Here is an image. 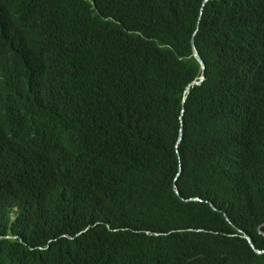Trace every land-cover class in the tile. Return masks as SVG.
Returning <instances> with one entry per match:
<instances>
[{
  "label": "trees",
  "instance_id": "16d2710c",
  "mask_svg": "<svg viewBox=\"0 0 264 264\" xmlns=\"http://www.w3.org/2000/svg\"><path fill=\"white\" fill-rule=\"evenodd\" d=\"M244 236L264 0H0V264H264Z\"/></svg>",
  "mask_w": 264,
  "mask_h": 264
},
{
  "label": "water",
  "instance_id": "95a60500",
  "mask_svg": "<svg viewBox=\"0 0 264 264\" xmlns=\"http://www.w3.org/2000/svg\"><path fill=\"white\" fill-rule=\"evenodd\" d=\"M191 45H192V57L199 64V66L201 67V70L203 71L204 70V65H203L202 61L200 60V58L198 57V55H197V52H196V50L194 48V45H193V42H191ZM203 81H204V75H201L200 80L198 82L192 83L190 85V87L199 86V85L202 84ZM175 194L178 195V192H177L176 189H175ZM195 201H197V200H195ZM237 232L240 233L238 230H237ZM243 238H244V240L247 241V243L249 244L250 248L253 250L254 253H256L257 255L264 254V252H259V251L255 250L253 248L251 240L247 236H244Z\"/></svg>",
  "mask_w": 264,
  "mask_h": 264
}]
</instances>
